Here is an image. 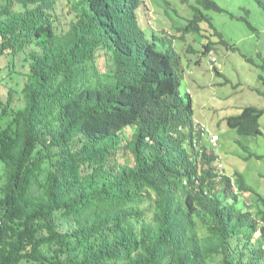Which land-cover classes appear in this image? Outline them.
<instances>
[{
  "label": "trees",
  "instance_id": "16d2710c",
  "mask_svg": "<svg viewBox=\"0 0 264 264\" xmlns=\"http://www.w3.org/2000/svg\"><path fill=\"white\" fill-rule=\"evenodd\" d=\"M177 1L190 15L166 34L140 27L142 0H0V75L20 83L0 96V264H264L263 199L228 175L212 194L172 40L205 24L203 55L226 45L224 8ZM262 114L226 124L264 135Z\"/></svg>",
  "mask_w": 264,
  "mask_h": 264
},
{
  "label": "rangeland",
  "instance_id": "374dc122",
  "mask_svg": "<svg viewBox=\"0 0 264 264\" xmlns=\"http://www.w3.org/2000/svg\"><path fill=\"white\" fill-rule=\"evenodd\" d=\"M216 1L224 10L219 13L212 11L210 15L227 43H219L214 37L216 41L211 49L217 62L212 67L210 57L200 54L203 38L185 37V42L177 47L184 67L180 91L189 90L195 117L209 127L211 133H219L220 154L224 159L222 173L232 177L235 173L240 174L237 179L240 177L247 189L240 195L239 202L253 205L255 210V195H261L264 202V135L237 134L235 129L228 128L225 119L240 114L249 105L264 109V6L256 0ZM168 2L159 0L160 5H157L158 0H144L140 11L142 24L151 25L150 20L162 24L163 16L154 19L153 15L157 12L159 16L160 11L166 14V11L169 17L173 16L177 26H183L186 22L183 18L190 15L189 6L177 0ZM173 8L176 13L170 11ZM153 27L151 25V30ZM212 32L205 24L202 25V33L206 35L204 43L211 41ZM189 44L196 50L187 52ZM1 63H5L4 58ZM5 72L3 69L0 75V96L4 100L10 86L20 89V83L5 77ZM14 97L18 102L19 94L15 93ZM259 123L264 134V114ZM240 144L247 146L248 159L245 158L248 153Z\"/></svg>",
  "mask_w": 264,
  "mask_h": 264
},
{
  "label": "clouds",
  "instance_id": "9594fccd",
  "mask_svg": "<svg viewBox=\"0 0 264 264\" xmlns=\"http://www.w3.org/2000/svg\"><path fill=\"white\" fill-rule=\"evenodd\" d=\"M142 1H143V5H144V0H142ZM143 5H142V7L140 9L139 8L136 9V11H137V20H138V23H139L140 27L149 28V29H146V30L147 31H151V32L156 30L157 32H160V33H161V31L165 32L166 34L167 33H172L171 32V28H170V22H167L164 19H168L169 18V19L172 20V22H175V21H173V16L171 18V17L168 16V14L166 12H165L166 14H164L163 11L158 12L159 16L157 15V12H155V14L153 15L154 19H160V17L163 16L161 25H157V23H154L153 20H150V24L155 26V27H153L152 30H151V25H149V24L148 25H143L142 22H141V17H140V11L142 10ZM163 10H165V9H163ZM183 26H185V24H183ZM173 34H174L173 35L174 37L172 38V40H173V43H175V45L177 47H178V45L183 44L185 42V37L187 35H190L189 33H182V32H178V31H175ZM193 38H196V37H193ZM203 43H204V40H203ZM190 48L193 50V46L189 44L188 48L186 49V51L187 52H193V51L189 50ZM202 48H203V46H201V48H200V50H201L200 54L201 55H202V50H203ZM213 53H214L213 49H210L205 54V55L210 57V60L213 63L212 67L215 66L216 62H217V58H216V56H214ZM178 55H179L180 65H182V60H181V57H180V53ZM183 71H184V67H183ZM185 92L190 94L189 90H186ZM190 96H191V94H190ZM191 98H192V96H191ZM192 104H193V98H192ZM195 120L200 124V128L199 129L202 130V136H203V141L202 142L203 143H210V147H209L208 150L212 151V154H213V159L210 162L212 164V166H213L212 170L210 169L209 165H206L205 169L211 170V171H207L208 175H209L208 185H210V187H211V189L213 191L212 194L215 195L216 194V189L220 188L219 181H220L221 177L223 175H227L226 173H222V163H223L224 159H222V156L220 154L221 145H220L219 133H216V134L211 133V131H210L211 129L209 127L205 126L204 124H201L196 117H195ZM225 122H226V119H225ZM228 128H230V127H228ZM219 146H220V148L218 149ZM234 175H235L234 177L230 176L231 177V181H232V183H231L232 189H233L234 193H238V194L241 195V194L244 193L243 191H245V190H238V186H237V184H235V181L237 179L238 174L235 173ZM211 180H213L215 184H212ZM207 193H208V191L206 189L205 194H207ZM240 195H239V198H240ZM259 223H261V225L264 224V222H262V221H260Z\"/></svg>",
  "mask_w": 264,
  "mask_h": 264
},
{
  "label": "built area",
  "instance_id": "2783aa9c",
  "mask_svg": "<svg viewBox=\"0 0 264 264\" xmlns=\"http://www.w3.org/2000/svg\"><path fill=\"white\" fill-rule=\"evenodd\" d=\"M263 248H264V246H263Z\"/></svg>",
  "mask_w": 264,
  "mask_h": 264
}]
</instances>
